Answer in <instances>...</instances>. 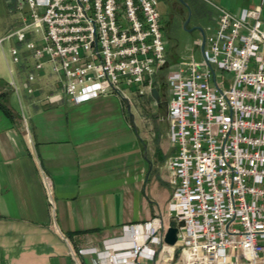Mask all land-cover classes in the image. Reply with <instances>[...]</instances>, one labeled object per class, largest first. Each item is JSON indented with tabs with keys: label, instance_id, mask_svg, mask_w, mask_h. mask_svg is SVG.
Instances as JSON below:
<instances>
[{
	"label": "built area",
	"instance_id": "1",
	"mask_svg": "<svg viewBox=\"0 0 264 264\" xmlns=\"http://www.w3.org/2000/svg\"><path fill=\"white\" fill-rule=\"evenodd\" d=\"M14 8L19 27L3 39L23 44L35 70L49 65L73 104L110 93L127 101L128 87L144 96L165 74L164 119L178 147L165 161L167 212L122 225L127 248L78 254L95 253L91 264H264L261 5L216 7V25L194 41L201 58L171 65L158 0H14ZM9 51L19 62L18 48ZM170 221L173 245L164 242Z\"/></svg>",
	"mask_w": 264,
	"mask_h": 264
},
{
	"label": "crops",
	"instance_id": "2",
	"mask_svg": "<svg viewBox=\"0 0 264 264\" xmlns=\"http://www.w3.org/2000/svg\"><path fill=\"white\" fill-rule=\"evenodd\" d=\"M247 4L232 12L260 5ZM13 12L14 0H0V264H91L97 255H80L79 248H127L130 237L121 226L162 213L171 190L160 187L169 184L165 161L172 151L153 139L145 117H140L143 139L130 132L124 114L105 100L112 93L64 103L40 76L33 84L23 81L10 62L16 43L3 39L20 23ZM193 15L200 21L207 12L196 10L189 18ZM209 16L211 23L194 27L200 34L194 41L216 25L217 10ZM130 100L128 95V108ZM148 136L155 142L152 150ZM146 148L151 175L142 162ZM158 153L164 156L160 161Z\"/></svg>",
	"mask_w": 264,
	"mask_h": 264
},
{
	"label": "rangeland",
	"instance_id": "3",
	"mask_svg": "<svg viewBox=\"0 0 264 264\" xmlns=\"http://www.w3.org/2000/svg\"><path fill=\"white\" fill-rule=\"evenodd\" d=\"M225 1V0H224ZM229 2H223V0H182V2L185 4L183 7L184 9V15L186 17L185 21L183 24L174 30L172 34H169V38H166V43H167V53L169 55H172V59L169 60V64H176L185 57H187L191 52H194V56L197 60L201 58L200 52L197 50V47L194 45V38L199 37L200 34L197 29H194L196 24H200L202 27L206 25V23H211L209 13L214 12L216 7H225L224 9L228 11H235L238 7H242L245 5H248V1H253V0H226ZM255 1V0H254ZM257 3L261 5L262 13L261 16L264 19V0H256ZM181 3V2H180ZM228 5V3H232L231 5L229 4V8H227L225 5ZM222 7V8H223ZM158 10L160 12L161 17L165 16L166 14V7L163 4L161 0H158ZM196 10H205L207 12V15L205 18H202V20L198 21L193 17L189 18V20L186 22L188 16L190 15V12H196ZM14 18L16 19V22H18V14L14 13ZM190 17V16H189ZM18 18V19H17ZM186 22V25L184 26V23ZM19 27V25L15 26V28ZM28 39L32 40L33 37L29 36ZM7 41H4L3 46L8 53V46ZM15 46L19 50V62L15 63L14 65L20 70L23 77V81L25 82H30V84H33L34 81H30L28 79L29 73H33L35 78L40 76L42 79L47 80L48 83L51 85L55 86L56 89L54 90L55 92H59L63 96V102H67L68 99L64 95L63 91L60 90L61 85L59 82H57V76L55 73H52L50 70L49 65H45L43 69L41 70H35L34 69V61L31 59L29 56V52L26 50L25 46L23 44H15ZM175 58V59H174ZM185 61V60H182ZM13 66V64H12ZM16 84H18L16 77H14ZM9 81V78L7 79ZM157 82V90L159 93V100H155L151 92L150 94L144 95V96H139L135 93V87H126V92L129 95V98H131L129 102V108L126 100H124L119 94L117 93H112L111 96L107 97L105 100H107V104L111 107V105L116 106V109H119L120 112H122L125 116V118L128 120L130 132H132L136 137H141L143 139V126L144 124L141 123L140 117H145L147 119L146 126L151 129V133L153 135V139L155 141H159L161 143H165L167 146H169V149L172 151L171 154H174L177 152L178 147L177 145L174 146V148H170V143L171 141L169 140V125L167 121L164 119V114H165V108L163 106V102L167 100L168 98V87L165 83V74L163 72H160L156 78ZM14 98L16 99V91L14 90ZM134 102V103H133ZM160 103V105H159ZM19 113H21V108L18 107ZM119 112V111H118ZM133 115L134 118V126L133 123H131V117L130 115ZM162 119V120H161ZM148 135V134H147ZM148 143L150 144L151 150L154 149L155 142H153L152 139L148 136ZM141 141V147L144 150V144ZM144 159H142V162L145 163L147 166V175L150 173L149 169V164L153 163V159L151 160L150 152L145 149ZM163 155L161 153L157 154V160L158 159H163ZM158 160V161H160ZM151 175V173H150ZM161 190H165V192L168 190L170 192V185L167 183H162L161 184ZM166 197L163 198L162 203H161V210L162 213L165 214L167 212V202H166ZM257 241L260 244L264 243V238L258 236ZM151 264V263H149ZM172 264V263H171Z\"/></svg>",
	"mask_w": 264,
	"mask_h": 264
},
{
	"label": "flooded vegetation",
	"instance_id": "4",
	"mask_svg": "<svg viewBox=\"0 0 264 264\" xmlns=\"http://www.w3.org/2000/svg\"><path fill=\"white\" fill-rule=\"evenodd\" d=\"M166 7V14L162 18V30L166 38L172 34L176 27L185 21L184 9L178 0H161Z\"/></svg>",
	"mask_w": 264,
	"mask_h": 264
},
{
	"label": "water",
	"instance_id": "5",
	"mask_svg": "<svg viewBox=\"0 0 264 264\" xmlns=\"http://www.w3.org/2000/svg\"><path fill=\"white\" fill-rule=\"evenodd\" d=\"M182 2V0H179ZM189 20V16L186 20V22ZM186 22L184 23V26L186 25ZM151 95L155 100H159V93L156 88H153L151 90ZM160 105V103H159ZM163 106L166 107V101L163 102ZM132 116V115H130ZM176 232L177 228L175 226L174 221L169 222V227L167 228L165 235H164V242L167 243L168 245H173L176 242ZM177 253V252H176Z\"/></svg>",
	"mask_w": 264,
	"mask_h": 264
}]
</instances>
